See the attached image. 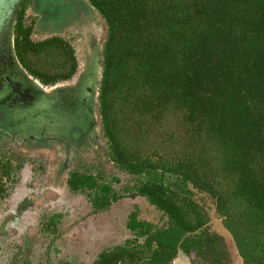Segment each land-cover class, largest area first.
<instances>
[{
    "label": "trees",
    "instance_id": "16d2710c",
    "mask_svg": "<svg viewBox=\"0 0 264 264\" xmlns=\"http://www.w3.org/2000/svg\"><path fill=\"white\" fill-rule=\"evenodd\" d=\"M86 2L104 28L95 105L107 157L166 219L156 227L130 212L132 237L90 264H171L178 251L230 264L190 190L211 200L240 264H264V0ZM21 13L13 50L22 68L43 83L68 79L71 46L30 39ZM65 182L88 191L92 211L118 197L97 174L74 170Z\"/></svg>",
    "mask_w": 264,
    "mask_h": 264
},
{
    "label": "rangeland",
    "instance_id": "374dc122",
    "mask_svg": "<svg viewBox=\"0 0 264 264\" xmlns=\"http://www.w3.org/2000/svg\"><path fill=\"white\" fill-rule=\"evenodd\" d=\"M31 1L32 13H29L32 14L34 25L38 18L45 22L47 18L61 22L60 16L64 14L62 9L67 8V4L71 2ZM80 2L82 8L79 7L78 15L72 4L66 9L71 24L75 22V27H70L69 21H66L65 24H58V28L48 26L46 33L60 35L72 47L78 48V43L83 42V35L87 32L88 39L84 40L86 44L81 43V65L89 59L91 51L95 52L94 48L97 46L96 86L99 48L104 28L86 0ZM93 31L96 34L92 35ZM43 36L38 34L31 36V39H41ZM81 72L82 70H78L73 79L59 87H70L73 91L72 85ZM89 108L90 119L87 121H82L79 125L73 119L59 123L58 127L51 125L53 121L49 117V109H43L39 114L37 110L28 109L30 111L24 117L30 120L36 116L43 118L35 123L29 120L19 121L27 131L21 134L23 138L17 142L0 143V264H90L103 249L119 245L124 239L132 237L125 228V222L127 213L133 208L137 220L156 227L165 222L161 212L149 205L145 198L131 195L130 191L111 203L107 210L93 212L85 195L87 191L71 192L67 188L65 179L69 170H76L81 174H97L117 194H122L123 188L130 189L136 182L134 175L116 169L109 161L98 123L95 100ZM0 109L7 111L4 107ZM4 117V134L9 135L11 126L15 130L19 126L10 121L8 114ZM33 127L36 130L31 133ZM43 129H52L51 135H42ZM57 130H60V135H56ZM66 133L67 137L64 136ZM5 162L8 164L7 168L2 167ZM190 191L191 197L206 212L207 230L222 237L230 254V264H240L229 235L223 230L213 211L211 200L202 193ZM15 210L19 212L18 216H14ZM192 261V253L185 255L178 251L171 264H196L195 260Z\"/></svg>",
    "mask_w": 264,
    "mask_h": 264
},
{
    "label": "flooded vegetation",
    "instance_id": "af4514ba",
    "mask_svg": "<svg viewBox=\"0 0 264 264\" xmlns=\"http://www.w3.org/2000/svg\"><path fill=\"white\" fill-rule=\"evenodd\" d=\"M31 2H32L31 0H27V2L25 3V6H23V9L20 6L18 14L20 11H22V13L20 15L22 26H24V27L29 26L30 27V35H29L30 39H31V36L35 37V36H38V34L41 36L44 35L41 39L39 38L38 40L48 38L52 35L57 36V34H54L52 32L46 33V29L48 26H55V28H58V24L62 25V24H65L69 21L68 24L70 25V27H75L76 24H75V22H73L71 24V21H70L71 18H70V15L68 13H66V12H68V11H66V9H69L70 5L72 4L76 8V15H78L80 13L79 7L82 8V3L80 2V0H71V2L69 4H67V8L65 7L64 9H62V14L64 11V14H63L64 17H63V15L60 16V14H59L61 22H56V20L53 18H51V19L47 18L46 22L42 21L41 18H38V19L36 18L37 21H35L36 24L34 25L33 18H31L32 17L31 16L32 11L30 8V7H32ZM29 12H31V13H29ZM18 14H17V18H18ZM17 18H16V20H17ZM88 31L90 32V29ZM86 33L87 32L84 33L83 42H81V43L86 42V41H84V40H86V38L88 39V34H86ZM93 34H96V32L92 33V35ZM58 36L61 37L60 35H58ZM65 41L73 49V56H74L75 62H76V67H75L74 72L70 75V77L68 79H65V80H59V81H55L52 83H43L42 81H39L38 79L34 78L32 75H30L27 71H25L22 68V66L18 62L17 58L15 57V54L13 57L14 58V64H11L12 67L8 68V62L5 59H1L2 61L0 63V103H3V105L5 107H14V109H13L14 113H12L10 121L15 122V120H17V122H15V123H17V126H18L19 111L24 112L22 110H25V109L36 110L37 107H43L44 109H49V117L53 121L51 123V125H54L56 127H58L59 123H66L69 121H73V119H76L75 121L79 125H80V123H82V121H87L88 119H90V113L89 112L91 110L89 107H91L92 102L96 98V95H95L96 90L94 91V89L90 86V81H92L91 78L94 76V72H95V70L93 69V65H92L93 63L88 64L87 62H85L84 65H81L82 54L80 52V49L83 45L81 43H78L79 47L75 48V47H72V45L69 43V41H67V40H65ZM84 44H86V43H84ZM13 53H14V50H13ZM91 53L93 54V51H91ZM92 54L90 56H92ZM78 70H82V72L78 77H76L75 84L72 85V86H74L73 91L70 90V87H66V86L64 88L59 87L61 84L68 82L69 80L73 79V77H75L76 74H78L77 73ZM94 82H95V79L92 83L93 85H94ZM13 85H14V87H13ZM76 86H78V92H79L78 95L75 94V87ZM94 87H96V86L94 85ZM11 88H13V90L11 91V98H10V100H6L8 97L5 99V97H3L2 94L5 92V90H9ZM38 100H42L43 102L41 104H39V103L37 104L36 101L38 102ZM20 107H24V109L20 110ZM7 111H6L7 112L6 113L4 110L0 109V132H1L0 143H3V142L6 143L9 141L17 142L20 140V138H23L21 136H18V139L13 138L12 130H11L9 135L6 133L4 134V130H5V126H4L5 125V117H4V115L5 114L9 115V110H7ZM37 113L39 114L40 112H37ZM10 124L13 125L12 123H10ZM11 127H13L15 130L14 126H11ZM50 130H52V129H50ZM59 131L57 130V132H55L56 135H60ZM64 136L67 137L68 134L66 133V135H64ZM2 167L4 168V163H2ZM70 171H74V170H69L68 172H70ZM68 172H67V174H68ZM66 178H67V176H66ZM105 182H107V181H105ZM128 190L130 191V189H128V188H123L122 194H117V193L113 192L115 196H118L113 202H115L117 199L122 198L123 194L127 193ZM71 192H73V191H71ZM74 192H77V191H74ZM131 195H134V194H131ZM139 197H141V196H139ZM89 205H90L91 210H93L90 202H89ZM109 207H110V205L106 209H103L101 211H105ZM97 211H93V212H97ZM132 211L135 212V208H133L130 212H132ZM130 212H128L126 215V221H127V216ZM18 213L19 212L17 210H15L14 216H18ZM135 215H136V212H135ZM125 224H126V222H125Z\"/></svg>",
    "mask_w": 264,
    "mask_h": 264
},
{
    "label": "water",
    "instance_id": "95a60500",
    "mask_svg": "<svg viewBox=\"0 0 264 264\" xmlns=\"http://www.w3.org/2000/svg\"><path fill=\"white\" fill-rule=\"evenodd\" d=\"M22 0H0V63L1 59H5L8 62V68L12 67L11 64H14V53H13V28L16 22L17 14L20 9ZM95 52L92 56H89V59L86 61L88 64L93 63V69L95 70L94 76L91 78L90 86L95 89L92 84L96 74H97V46L94 48ZM99 77V74H98ZM14 87V85H13ZM13 88L9 90H5L2 94L6 100H10L11 91ZM75 94L78 95V86L75 87ZM43 101L38 100L36 103L41 104ZM5 104V103H4ZM6 105V104H5ZM0 107H4L6 110H9V118L11 117L14 107H5L3 103H0ZM24 109V107H20V110ZM44 108L37 107V111L41 112ZM17 120H15L16 122ZM8 122V121H7ZM6 125V123H5ZM4 125V126H5Z\"/></svg>",
    "mask_w": 264,
    "mask_h": 264
},
{
    "label": "bare ground",
    "instance_id": "6f19581e",
    "mask_svg": "<svg viewBox=\"0 0 264 264\" xmlns=\"http://www.w3.org/2000/svg\"><path fill=\"white\" fill-rule=\"evenodd\" d=\"M22 111H24L26 113L19 111V115H18V126H19V128L17 130H14V128L11 127L13 138H16V139H18V136H22L20 134L27 132L25 129L22 128V125L19 123V121H21V120H26V121L29 120V121L35 123V122H37V121H39V120H41L43 118L42 116H40V117L36 116L33 120H30L27 117H24L25 114L29 113V110L25 109V110H22ZM35 130H36L35 127H33L30 132L33 133V132H35ZM44 134L51 135V131L47 130V129H43L42 130V135H44Z\"/></svg>",
    "mask_w": 264,
    "mask_h": 264
},
{
    "label": "crops",
    "instance_id": "0c3cea01",
    "mask_svg": "<svg viewBox=\"0 0 264 264\" xmlns=\"http://www.w3.org/2000/svg\"><path fill=\"white\" fill-rule=\"evenodd\" d=\"M176 257H177V255H176ZM175 259V258H174Z\"/></svg>",
    "mask_w": 264,
    "mask_h": 264
}]
</instances>
